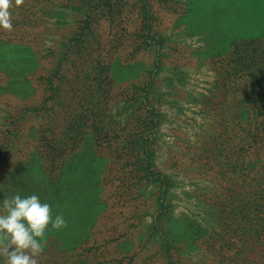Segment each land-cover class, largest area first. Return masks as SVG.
Listing matches in <instances>:
<instances>
[{
	"label": "rangeland",
	"instance_id": "rangeland-1",
	"mask_svg": "<svg viewBox=\"0 0 264 264\" xmlns=\"http://www.w3.org/2000/svg\"><path fill=\"white\" fill-rule=\"evenodd\" d=\"M59 4L57 7L47 2L46 10H50V14L45 17L46 26L44 30H37L39 38H44L41 46L51 53L63 47L59 45L61 40L70 39L66 48L71 50V58L82 62L85 57H92V75L97 79L95 94H91V88L81 94L72 115L57 120L58 128L52 123V116L61 109L52 96L48 97L49 101L44 100L45 93L32 99V91L31 99L25 101L27 109H22L19 119L13 120L0 110V186H4L2 180L7 167L20 160L22 147L29 148L21 138L22 122L29 117L37 129L42 128L35 156L30 159L34 174L38 163L36 154L41 160L42 156L55 160L51 166L56 168L68 154L71 159H79L84 152L88 160L99 161L100 170L107 168L104 189L110 188L117 173L128 177L121 184L120 193L123 198H131L132 210L139 212L123 233L120 221L115 222L117 226L113 231L110 228L114 224L105 225L104 221L98 223L92 233H81L78 237L70 233L71 239H78L82 244L72 264H104L109 256L106 247L114 248L124 238L142 242L143 251L152 253L149 256L153 257L169 231L178 242L187 244L189 251H194L183 218L189 215L191 219L202 220L197 199L206 193L202 187H211L202 179L219 177L216 168L212 169L209 156L217 153L230 135L227 128L216 125V114L221 111L226 97L248 95L243 90H231L233 87L256 86L260 90L250 95L264 96V89L261 90L264 87V44L253 48L229 46L221 38L220 28L212 22L206 0H105L99 3L59 0ZM110 6L116 8L114 17ZM130 8L133 10L128 11ZM213 12V18H221L218 9ZM38 15L41 13L37 12L36 18ZM198 21L199 26H196ZM108 22L110 29L105 32L104 25ZM134 27L141 30V35L129 38L127 30ZM127 38V43L135 46L142 43L138 47L142 52L136 54V59L148 67L140 73L141 85L128 93L139 101L143 121L137 124V120L132 119L129 127L117 123L112 126L121 114H130L133 108L131 104L124 106L121 112L115 108L113 116L107 111L111 108L107 102L108 80L104 79L107 73L101 67L106 66V52H121L120 42H126ZM8 47L0 44V50H10ZM193 65L199 69H189ZM51 80L53 83L59 80V83L63 77L55 74ZM158 84L162 88L158 89ZM54 86L49 85L46 94L53 92ZM101 156L105 160L100 162L98 157ZM180 156H185V161H178ZM64 231L65 228L62 234ZM209 244V247L215 246L213 255H216L225 243L221 237H216V242L210 240ZM133 250L129 246L123 252L129 254Z\"/></svg>",
	"mask_w": 264,
	"mask_h": 264
},
{
	"label": "trees",
	"instance_id": "trees-1",
	"mask_svg": "<svg viewBox=\"0 0 264 264\" xmlns=\"http://www.w3.org/2000/svg\"><path fill=\"white\" fill-rule=\"evenodd\" d=\"M48 1L55 6L60 5L59 0H22L20 5L15 6V0H12L13 27L11 30L0 29V44L9 45L10 49L0 50V110L8 113L13 120L19 119L22 109H27L25 101L36 99L39 94L45 93L44 100L49 101L48 97L52 96L61 109L52 116V123L55 122L58 128L60 126L57 120L72 115V108L80 103L81 94L88 93L89 88L91 94H95L97 79L92 75V57H85L82 62L71 58V50L69 52L66 48L70 39L67 42L65 39L61 40L59 45L64 48L57 47L51 53L45 52L41 46L44 38H39L37 30H44L46 26L45 17L50 14V10H46ZM206 2L211 9L212 22L220 28L221 38L229 46L253 48L254 45L264 44V0ZM216 9L221 18H213V11ZM132 10L130 8L128 11ZM37 12L41 13L38 18ZM115 13L114 6L112 17ZM138 15L140 9L136 11L135 16ZM109 23L104 25L105 32L110 29ZM196 26H199V21ZM140 35L141 30L136 27L134 30H127L129 38ZM129 38L126 42H120L123 49L121 52H106V66L101 67L107 73L104 79L108 80L107 102L111 108L107 111L113 116L112 111L115 108L118 112L130 104L133 108L130 114H121L112 126L117 123L129 127L128 123L132 119L137 120V124L143 121L137 105L139 101L128 93L131 88L141 85L143 78L140 73L148 70V67L136 59V54L142 52L138 50L142 43L137 46L127 43ZM37 41L39 43L36 45ZM210 41L213 42V39ZM194 67L197 66H189V69H199ZM55 74L63 77V80L53 83L51 79ZM51 84L55 85L53 92L46 94V89ZM157 87L162 88L160 84ZM237 87L231 90H243L248 95L239 98L226 97L221 111L216 114V125L222 129L227 128L230 135L229 139L223 141L217 153L212 152L209 156L213 162L212 169L216 168L219 177L202 179L211 186L202 187L206 193L197 199L201 209L199 214L203 218L200 222L191 219L189 215L183 218L186 234L191 239L194 251H189L187 244L178 242L169 231L153 257L149 256L152 253L143 251L142 242L124 238L114 248L106 247L109 256L104 264H264V96L250 95L251 92L260 90L256 86H245V89ZM263 89L264 87L261 88ZM42 105L43 103L40 106ZM22 123V142L29 148L22 147L20 160L7 167L8 172L2 180L4 186H0V200L17 193L22 196L36 194L53 205L54 213L63 214L67 220L63 234L61 230L48 233L40 264H72L74 254L79 252L78 247L82 244L78 239H71L70 233L77 237L81 233H92L98 223L104 221L105 225L114 224L110 231L117 226L115 222L120 221L121 233L125 232L130 220L139 215L138 211L131 208V198H123L120 193L121 184L128 177L119 172L114 175L110 188L104 189L107 168L100 170L99 161L88 160L89 156L84 152L79 159H71L68 154L56 168L51 166L55 160H49V156L39 153L43 159L41 160L36 154L38 163L37 172L34 174V165L30 159L35 156L34 150L38 148L37 138L42 128L37 129L29 117ZM175 146L179 147L177 144ZM98 158L100 162L105 160L103 156ZM178 161H185V156H180ZM216 237H221L225 244L220 247L222 251L213 255L215 246L209 247V241L216 242ZM129 246L134 252L124 254L123 250H127Z\"/></svg>",
	"mask_w": 264,
	"mask_h": 264
},
{
	"label": "clouds",
	"instance_id": "clouds-1",
	"mask_svg": "<svg viewBox=\"0 0 264 264\" xmlns=\"http://www.w3.org/2000/svg\"><path fill=\"white\" fill-rule=\"evenodd\" d=\"M22 0H15V6ZM12 0H0V29L11 30ZM67 220L36 194L17 193L0 200V264H40L48 233L63 230Z\"/></svg>",
	"mask_w": 264,
	"mask_h": 264
}]
</instances>
